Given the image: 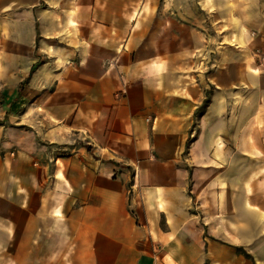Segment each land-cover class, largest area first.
<instances>
[{"label": "crops", "instance_id": "obj_1", "mask_svg": "<svg viewBox=\"0 0 264 264\" xmlns=\"http://www.w3.org/2000/svg\"><path fill=\"white\" fill-rule=\"evenodd\" d=\"M260 55L264 0H0V264H264Z\"/></svg>", "mask_w": 264, "mask_h": 264}, {"label": "rangeland", "instance_id": "obj_2", "mask_svg": "<svg viewBox=\"0 0 264 264\" xmlns=\"http://www.w3.org/2000/svg\"><path fill=\"white\" fill-rule=\"evenodd\" d=\"M224 32H225V31L223 30V33H224ZM251 34H252V33H251ZM260 61H261V63L264 62V61H263V57H262V55H260Z\"/></svg>", "mask_w": 264, "mask_h": 264}]
</instances>
